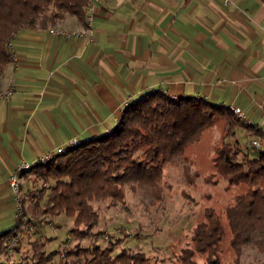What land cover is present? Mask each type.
I'll return each instance as SVG.
<instances>
[{"label":"crops","instance_id":"crops-1","mask_svg":"<svg viewBox=\"0 0 264 264\" xmlns=\"http://www.w3.org/2000/svg\"><path fill=\"white\" fill-rule=\"evenodd\" d=\"M89 6L90 22L66 12L54 23L23 25L11 37L16 58L0 72V232L18 224L7 183L17 162L33 164L71 139L108 132L122 108L147 91L234 105L251 127L241 128L248 140L264 134L260 0Z\"/></svg>","mask_w":264,"mask_h":264},{"label":"trees","instance_id":"trees-1","mask_svg":"<svg viewBox=\"0 0 264 264\" xmlns=\"http://www.w3.org/2000/svg\"><path fill=\"white\" fill-rule=\"evenodd\" d=\"M91 1L0 0V72L10 60L6 42L19 27L54 23L66 12L83 20ZM217 114L231 124L251 128L239 122L229 106L215 105L202 97H170L158 90L147 91L122 108L108 132L67 146L63 152L44 162L36 161L23 171H34L42 178L34 201L41 216L50 220L64 213L71 218L68 237L58 250L60 264H224L219 257V243L227 230L234 264H238L241 247L246 243L264 254V151L251 152L254 148H243L238 138L216 148L209 176L218 174L226 181L227 189L238 186L239 191L221 213L213 207L204 208L203 217L192 224L188 241L179 247L171 263L151 260L141 249L122 246L117 233H110L103 243L92 239L88 245H81V240L91 237L94 231H103L95 202L105 201L106 208L125 203L126 183L159 199L163 165L184 159L185 145L196 140ZM229 134L234 136L235 131ZM182 166L184 169L186 164ZM16 229L15 225L0 232V264H50L56 251L44 249L48 237L40 233L27 260L1 258V254L7 255ZM72 239L76 241L69 243Z\"/></svg>","mask_w":264,"mask_h":264},{"label":"rangeland","instance_id":"rangeland-1","mask_svg":"<svg viewBox=\"0 0 264 264\" xmlns=\"http://www.w3.org/2000/svg\"><path fill=\"white\" fill-rule=\"evenodd\" d=\"M1 88L0 84V91ZM234 115L240 122L241 118L235 113ZM241 128L243 127L238 124H231L222 115L213 116L211 123L201 130L198 138L185 145L182 151L184 159L175 163L173 160V163L163 165L162 191L159 199L155 200L140 187L132 188L126 183L125 203L106 208L105 201L95 202L100 213L99 227H102L103 231L101 233L94 231L91 237L81 240V245H88L92 239L103 243L110 233H117L116 235L121 237L122 246L133 250L141 249L151 260L171 263L179 247L188 241L192 224L203 217L204 208L213 207L216 212L221 213L223 206L239 191L238 186L227 189L226 181L221 176L218 174L209 176V173L213 171L212 159L215 150L222 143L232 142L238 138L243 148L249 146L248 137L243 135ZM231 130L235 131L234 136L229 134ZM256 151L252 149L251 152ZM184 163L186 166L183 169ZM41 185L42 178L34 171H28L20 177L22 213H26L31 221L22 220L17 224V231L9 240L11 250L6 249L7 255L1 254V258L27 260L31 254L32 244L40 233L48 237L44 249L47 252L56 251L49 263L59 264L58 250L68 237L67 229L71 226V218L64 213H59L50 220L41 216L40 209L34 207ZM43 198L40 200L41 203ZM223 223L226 224L225 220ZM104 233L108 236L104 237ZM229 239L230 234L227 230L219 243V257L224 264H234V253ZM75 241L76 239H72L69 243ZM18 242L23 247L17 258L14 249ZM198 257L201 259L202 256ZM249 263L264 264V254L258 252L250 243H246L241 247L238 264Z\"/></svg>","mask_w":264,"mask_h":264},{"label":"built area","instance_id":"built-area-1","mask_svg":"<svg viewBox=\"0 0 264 264\" xmlns=\"http://www.w3.org/2000/svg\"><path fill=\"white\" fill-rule=\"evenodd\" d=\"M225 2H229V0H224ZM88 8H90V6H88ZM85 19L86 21L90 22L91 20V15L87 14L85 15ZM53 32H58L57 29H51ZM7 48L8 51L10 52V59L11 60H15L16 55L14 53V50L12 48V43H11V38L7 40ZM0 94H2L0 92ZM229 108L240 118H243V112L241 111V109L239 107H236L234 105H230ZM79 141L75 140V139H71L67 146H72L77 144ZM249 146H251L254 149L257 150H263L264 151V134L260 135V136H256V137H252L249 139ZM67 146H61V147H56L54 150H49L46 151L44 153H42L37 159L36 161L38 162H44L46 160H48L49 158H51L55 153H61L65 150V148ZM31 166V163L27 162V161H19L17 162L11 173L8 175L7 177V183L8 186L11 190V192L14 194L15 198H16V214L18 217H20L23 221H26L28 219V215L26 213H22L23 209H22V203H21V199H20V192H21V187H20V174L29 169ZM32 227V226H31ZM125 232H128L127 230H125ZM104 237H107L108 234L104 233L103 234ZM14 237V236H13ZM12 237V238H13ZM7 249L11 250L10 245L8 244Z\"/></svg>","mask_w":264,"mask_h":264}]
</instances>
